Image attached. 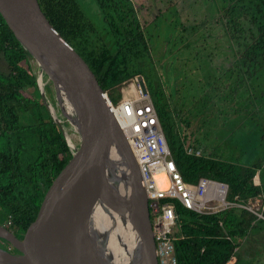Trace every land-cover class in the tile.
<instances>
[{
    "label": "trees",
    "instance_id": "1",
    "mask_svg": "<svg viewBox=\"0 0 264 264\" xmlns=\"http://www.w3.org/2000/svg\"><path fill=\"white\" fill-rule=\"evenodd\" d=\"M180 1L168 0L165 9H172L177 17L180 12L174 6ZM38 2L47 19L85 60L109 97L113 90H121L125 83L143 77L175 164L186 183L196 184L200 178H209L228 185L226 200L236 206L220 213L200 214L176 202L177 224L173 237L178 264H228L232 257H237L238 262L244 243H249L246 249L251 256L249 263L264 264V219L258 216L264 217V205L256 213L247 208L251 201L264 198V154L256 149L259 150L264 141V124L261 121L260 127L253 130L252 136L256 137L254 150L248 154L246 151L238 153V162L222 158L214 146L209 151L206 141L213 135H206L208 138L202 141L197 139V134L184 132L189 128L187 116L192 113V105L206 97L210 101L221 98L218 92L210 94L217 89L212 88L209 81L228 86L232 85L233 75L237 76L233 83L237 82L238 86H233L230 92L224 91L222 98L226 101L233 92L250 93L245 99L254 100L255 105L248 106L253 110L247 111L246 116L249 119L253 117L252 113L259 116V106L264 104V91L260 85L264 83V9L261 0H206L216 8V19L224 25L228 36L229 48L225 53L229 54L227 64L232 67L229 69L231 76L221 80V75L213 76L217 73L212 65L205 67L206 75L196 67L190 73L199 75V83L189 78L192 82L190 94L186 95L187 86L186 89L177 86L171 91L172 96L162 87L155 92L151 90L153 73L149 53L152 37H147L148 21L140 20L134 0H93L98 6L99 14L94 17L100 27L78 0ZM184 2L186 0H182ZM250 9L254 10L253 13L249 12ZM162 16L163 9H159L154 20L159 21ZM249 16L253 27L247 31L244 20ZM180 27L178 34L181 33L183 38L175 42V52L185 49V44L190 48L191 39L200 29L185 24ZM234 40H237L238 50L231 44ZM179 44L182 45L180 49ZM2 59L7 63L8 73L0 69V220L17 229L37 201L40 180L67 145L61 126L51 115L46 96L40 92L33 59L22 49L0 14V61ZM142 68L147 70V77ZM174 73L182 75L187 71L176 69ZM198 85L201 88H197ZM252 88H261L263 96L256 100ZM199 90L204 94L199 96ZM225 105L227 113L234 103L225 102ZM232 112L231 107L229 114ZM247 117L240 121L243 126ZM195 128L200 129V125ZM188 148L201 151V156L188 154ZM257 175L260 185L254 183Z\"/></svg>",
    "mask_w": 264,
    "mask_h": 264
},
{
    "label": "water",
    "instance_id": "2",
    "mask_svg": "<svg viewBox=\"0 0 264 264\" xmlns=\"http://www.w3.org/2000/svg\"><path fill=\"white\" fill-rule=\"evenodd\" d=\"M0 14L35 62L43 96L50 83L67 145L21 225L0 224L15 249L0 248V264H159L137 159L96 76L38 0H0Z\"/></svg>",
    "mask_w": 264,
    "mask_h": 264
},
{
    "label": "rangeland",
    "instance_id": "3",
    "mask_svg": "<svg viewBox=\"0 0 264 264\" xmlns=\"http://www.w3.org/2000/svg\"><path fill=\"white\" fill-rule=\"evenodd\" d=\"M78 1L82 4L83 9L87 13V15L92 18L97 26H99L96 22V18L94 17V15L99 14L97 4H94L92 2L93 0ZM167 1L168 0H162L161 2L159 0H134L136 9H138L140 20L142 22L144 20L148 21L147 37H152V42H150L151 53H149L152 62H150L149 66H151L150 69L153 73V80H151V90L152 92H155L162 87L165 93H167L168 95L171 94L172 96L171 91H174L177 86H180L181 89H186L187 86L186 95H188L190 94L189 87L192 86V82L190 81V79L195 81L196 84L199 83L197 81V76L199 75L190 73L194 68L200 67L202 69V74L206 75L207 69H205V67L207 65H212L214 69H219L221 65L227 64L229 62V54L225 53V51L229 48V43L227 41L228 36L224 32V25L216 19V8L211 4H207L206 0H186V2L184 3H182L181 0L174 6L180 12V15H178L177 17L175 16V13L172 9H165ZM159 9H163V19L160 18L159 21L157 19L154 20L155 17L159 15ZM207 16L208 18H206ZM182 24H185L187 26H199L200 29L197 30L198 32L196 33V35L191 39L190 48H188L187 44L184 43L185 49L180 50V52H175V42L183 38L181 33L178 34V32L181 31L180 25ZM247 25V22H245L244 26L246 28ZM233 43L234 41H231V44ZM181 47L182 45L179 44L178 48L180 49ZM0 62V69L2 70V72L8 73L7 63L3 59ZM32 65L36 74L39 76V70L36 68L34 61ZM176 69H178V71H187V74H175L174 72L176 71ZM146 71L147 70L145 68H142L144 76L147 77ZM221 72H223V74H220L221 80H226L229 76H231V71L229 69H224ZM212 75L213 74H211L210 76ZM213 76L219 77L218 73ZM1 77L2 75H0V78ZM209 79L210 77H208V80H206L209 81ZM236 79L237 76L233 75L232 85L230 84L228 86H225L224 84L218 85L215 80L209 81L212 88L214 87L215 89H217V91H214L212 93L210 92V94H215L218 92V94L220 93L221 98L215 99L213 97L215 100L210 101L206 97L204 99L202 98L201 101H198L197 103L192 105L190 109L192 110L193 114L189 113L187 116L189 120V129L186 130L185 128L184 130L186 134H189V132L190 134H197V139H201L202 141H205L204 139L206 135H213L212 137L209 136V138L206 137L208 138L206 144L209 148V151H211L212 146H214L216 148L215 152L219 156L224 159H229L233 162H238V160L236 159L238 153L246 151V153L248 154L254 150L256 137L252 136L255 133L253 130L260 127L261 121L264 124V104L263 106H259V116H257L256 113H252L253 117H251L250 119L246 116L247 111L253 110L252 107L248 106L255 105L254 100H251L250 102V99H245V97H248L250 93L246 94L238 92L237 94L233 92L228 95L230 97H227L226 101L222 98V96L225 95L224 91L230 92L234 87L237 88V82L233 83ZM260 85L262 86V89L264 91V83ZM47 87L48 88H46L45 92L47 94H45V96L47 97L45 101L48 107L54 109V114L58 117L61 124H64L63 117L59 111V108L57 107L54 98L52 87L49 83ZM197 88L201 87L198 85ZM122 89L124 91H122ZM122 89H116L111 92L110 98L114 105L120 104L124 100V95L133 97L132 91L133 89L135 90L134 81L125 83V86H123ZM252 91L256 94H254L256 100L258 97L263 96V91L261 90V88H252ZM198 94L200 96V90L198 91ZM203 94L204 93H202L201 95ZM233 97L235 98V101L233 100ZM244 99L245 101H243ZM174 100L177 101L176 98H174ZM171 101H173V99ZM212 102L216 104H210ZM225 102L230 104L231 102L234 103V105L230 106V109L232 107L234 109V112L229 114V109L227 113H225ZM247 102L249 103L246 106ZM256 108L257 107H255L254 110ZM172 109H174L173 106ZM50 112H52L51 115L53 116V110ZM208 113H210V115ZM246 117L248 118V121L243 126L242 122L240 121ZM203 122H205V124ZM197 124L200 125V129L198 130H196L195 128ZM202 124H204L203 128H201ZM263 142L264 141H262V147L259 150L258 147L256 148L257 152L261 154H264ZM234 143H236V145ZM259 182L261 183L260 177L259 179H257V183ZM263 205L264 198L262 197L250 202L251 210L256 212L262 210ZM248 246L249 243H244L241 251L239 252V255H242L245 258L247 256H250V254L246 252Z\"/></svg>",
    "mask_w": 264,
    "mask_h": 264
},
{
    "label": "built area",
    "instance_id": "4",
    "mask_svg": "<svg viewBox=\"0 0 264 264\" xmlns=\"http://www.w3.org/2000/svg\"><path fill=\"white\" fill-rule=\"evenodd\" d=\"M133 81V97L124 95V100L118 105H114L108 93H105L139 165L159 264H178L173 237L177 224L176 202L200 214L220 213L236 204L226 200L229 191L227 184L209 178H200L196 184L184 181L149 92H142L139 77ZM187 152L195 156L202 154L194 148H188ZM257 179L259 175L255 177L254 183L260 185Z\"/></svg>",
    "mask_w": 264,
    "mask_h": 264
},
{
    "label": "flooded vegetation",
    "instance_id": "5",
    "mask_svg": "<svg viewBox=\"0 0 264 264\" xmlns=\"http://www.w3.org/2000/svg\"><path fill=\"white\" fill-rule=\"evenodd\" d=\"M261 3H262V5H263V9H264V0H261ZM253 11L254 10H251L250 9V13H253ZM249 19H251L250 18V16H249V18L248 19H246V20H244V22H247V31L249 30V29H251L252 27H253V25H252V23H251V21L249 20ZM254 27H255V25H254ZM241 43L243 42L242 40H239ZM234 47H236V49L238 50V46H237V40H234ZM230 54H232V53H230ZM236 54H238V53H236ZM232 59H233V57H232ZM226 68H228V69H232V67L229 65V64H226V65H221V67H219V69L217 68V71H218V76L220 77V72L222 71V70H224V69H226ZM220 69H221V71H220ZM46 82V86H45V92H46V88H48L47 86H48V83L49 82H47V81H45ZM46 94V93H45ZM47 95V94H46ZM47 97V96H46ZM0 224L1 225H3V226H6V227H10L11 228V225H10V223L9 222H7V221H1L0 220ZM0 248L1 249H3V250H6V251H8V252H10V253H15V249L8 243V242H6L5 240H3V239H0ZM11 264H14V263H11Z\"/></svg>",
    "mask_w": 264,
    "mask_h": 264
},
{
    "label": "crops",
    "instance_id": "6",
    "mask_svg": "<svg viewBox=\"0 0 264 264\" xmlns=\"http://www.w3.org/2000/svg\"><path fill=\"white\" fill-rule=\"evenodd\" d=\"M1 63V62H0ZM226 69H228V68H226ZM226 71H228V70H226ZM216 73H218L217 72V69H216ZM223 74V72H220V74ZM226 73V72H225ZM214 74V73H213ZM210 80V79H209ZM211 81V80H210ZM209 115H210V113H208ZM212 115V114H211ZM189 128H186V130H188ZM185 130V129H184ZM185 132V131H184ZM190 133V132H189ZM213 148V147H212ZM240 251H241V249H240ZM239 251V252H240ZM237 260H238V258L237 257H232L231 258V260L228 262V264H250L249 262H250V260H251V256H247L246 258L245 257H243L242 255H241V257H240V259H239V261L237 262ZM264 260V259H263Z\"/></svg>",
    "mask_w": 264,
    "mask_h": 264
}]
</instances>
